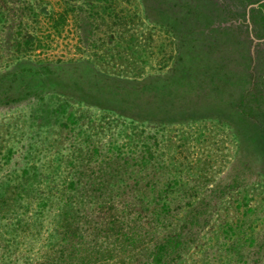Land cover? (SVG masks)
Listing matches in <instances>:
<instances>
[{
    "label": "rangeland",
    "instance_id": "1",
    "mask_svg": "<svg viewBox=\"0 0 264 264\" xmlns=\"http://www.w3.org/2000/svg\"><path fill=\"white\" fill-rule=\"evenodd\" d=\"M26 1L79 7L87 34L74 16L54 40L86 42L69 50L103 72L142 77L172 65L175 39L145 17L141 0ZM26 1L0 0V72L14 61L7 27L19 20L11 11ZM90 6L112 16L88 17ZM71 180L88 188L75 218L60 214ZM158 197L179 202L173 226L186 214L208 219L183 228L190 242L177 264H264V118L155 125L49 91L0 96V264H151L149 233L131 243L108 219L126 213L131 228L133 213L122 205ZM113 202L118 209L105 210Z\"/></svg>",
    "mask_w": 264,
    "mask_h": 264
},
{
    "label": "trees",
    "instance_id": "2",
    "mask_svg": "<svg viewBox=\"0 0 264 264\" xmlns=\"http://www.w3.org/2000/svg\"><path fill=\"white\" fill-rule=\"evenodd\" d=\"M141 1L145 17L175 39V55L166 72L127 77L101 71L88 56L69 50V46L79 50L86 42L54 40L74 16L83 21L79 31L87 34L90 23L75 12L79 7L67 3L54 9L26 1L11 11L19 20L7 27V34H13L6 42L15 52L14 61L0 72V96L20 100L49 91L155 125L210 117L252 124L264 118V0ZM93 9L90 6L88 17L112 16L103 7ZM69 184L67 194L61 193L60 214L75 218L85 210V198L78 195L88 188L73 180ZM117 205L113 202L105 210L118 209ZM179 205L161 197L138 199L121 208L133 213L136 225L130 228L124 221L126 213L117 210L108 223L131 243L144 242L149 233L151 264H177L190 242L183 228L201 226L207 219L186 214V220L173 226L172 213Z\"/></svg>",
    "mask_w": 264,
    "mask_h": 264
}]
</instances>
